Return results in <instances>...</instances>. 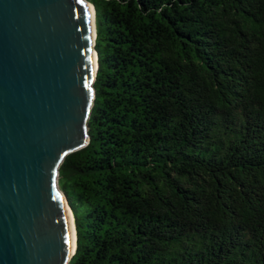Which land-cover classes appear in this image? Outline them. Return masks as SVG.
Instances as JSON below:
<instances>
[{"label": "trees", "instance_id": "obj_1", "mask_svg": "<svg viewBox=\"0 0 264 264\" xmlns=\"http://www.w3.org/2000/svg\"><path fill=\"white\" fill-rule=\"evenodd\" d=\"M88 143L68 264H264V0H86Z\"/></svg>", "mask_w": 264, "mask_h": 264}, {"label": "water", "instance_id": "obj_2", "mask_svg": "<svg viewBox=\"0 0 264 264\" xmlns=\"http://www.w3.org/2000/svg\"><path fill=\"white\" fill-rule=\"evenodd\" d=\"M85 4L0 0V264H68L75 251L58 170L89 141L97 53Z\"/></svg>", "mask_w": 264, "mask_h": 264}, {"label": "bare ground", "instance_id": "obj_3", "mask_svg": "<svg viewBox=\"0 0 264 264\" xmlns=\"http://www.w3.org/2000/svg\"><path fill=\"white\" fill-rule=\"evenodd\" d=\"M85 6H87L89 8L90 14H91V18H90V25H91V33H90V41H91V46H93V42H94V35H95V20H94V12H93V8L90 4H85ZM91 61H92V69H93V73H94V68H95V58L93 53L91 54ZM65 210L69 212V216L70 218L73 220L72 223V231H73V236H74V245H75V226H74V219H73V214L72 212H70L68 210V208L65 207ZM74 252V251H73ZM73 254V253H72ZM72 254L70 256H72ZM69 256V257H70Z\"/></svg>", "mask_w": 264, "mask_h": 264}]
</instances>
